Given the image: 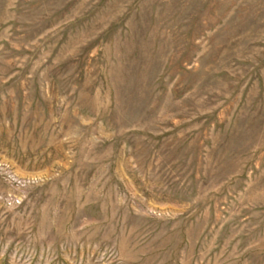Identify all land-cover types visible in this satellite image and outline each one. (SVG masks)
Returning <instances> with one entry per match:
<instances>
[{"label":"rangeland","instance_id":"1","mask_svg":"<svg viewBox=\"0 0 264 264\" xmlns=\"http://www.w3.org/2000/svg\"><path fill=\"white\" fill-rule=\"evenodd\" d=\"M0 264H264V0H0Z\"/></svg>","mask_w":264,"mask_h":264}]
</instances>
